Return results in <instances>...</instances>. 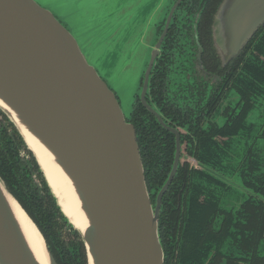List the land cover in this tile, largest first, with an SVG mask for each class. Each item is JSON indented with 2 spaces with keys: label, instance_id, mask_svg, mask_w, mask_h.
<instances>
[{
  "label": "water",
  "instance_id": "1",
  "mask_svg": "<svg viewBox=\"0 0 264 264\" xmlns=\"http://www.w3.org/2000/svg\"><path fill=\"white\" fill-rule=\"evenodd\" d=\"M180 2L171 7L164 32L149 50L140 94L147 107L150 75ZM159 20L153 19L154 35ZM263 24L264 0H222L214 14L212 35L224 62L237 56ZM122 29L111 27L103 40L120 44ZM0 99L10 110L0 109L15 124L38 164L21 125L69 178L88 219L84 230L64 213L39 164L62 213L81 234L89 264H164L159 234L161 195L154 207L135 126L126 119L115 90L87 59L77 37L37 0H0ZM10 198L41 233L49 264H59L41 230L1 177L0 264H41Z\"/></svg>",
  "mask_w": 264,
  "mask_h": 264
},
{
  "label": "trees",
  "instance_id": "2",
  "mask_svg": "<svg viewBox=\"0 0 264 264\" xmlns=\"http://www.w3.org/2000/svg\"><path fill=\"white\" fill-rule=\"evenodd\" d=\"M221 2L222 0H202L198 8L186 9L189 0L183 1L154 64L147 100L171 122L180 124L188 120L184 124L196 136L200 161L223 170L224 157L229 154L227 148L220 146L212 139L213 135L220 133L231 137V146L235 137L245 136L248 139L255 136L252 134L253 125L247 123V118L255 109L257 100L264 98V60L259 56L264 55V29L246 47L247 50L253 48L251 55L246 57L247 50L242 53L235 59L227 79L210 89L204 82L196 84V79L193 82L190 81L191 79L187 76L191 71L190 66L176 64V53L183 49H175L176 46H182L180 42L182 39L179 37V33L182 32L179 30H183L181 24L188 26L183 20L190 21L187 16L195 17L198 11L197 35L201 41H204L206 49H216L212 24L214 14ZM183 15L185 19H182ZM156 29L158 31V27ZM156 35L157 40L158 34ZM186 37L188 35L185 32L184 38ZM142 82L143 78L140 80V86ZM229 89H232L238 97L235 105L224 106L220 111L221 115L230 117L229 123L223 127L224 129L217 128L215 125L201 127L202 120L209 118L213 110L219 111L217 104L227 97ZM0 113L3 117L0 120V177L37 224L59 264H88L86 246L81 234L62 213L33 152L27 147L15 124L1 109ZM126 118L136 126L146 184L149 193L153 189L155 194L164 183L171 168L174 143L172 138L164 135L166 133L161 130L155 117L143 107L138 95L133 98L130 114ZM262 137L264 138V130H262ZM189 138L193 144L191 136ZM190 148L192 149V145ZM22 152L24 155L21 154ZM234 152L239 153L234 147L231 148V158ZM238 159H240L239 163L231 170V173L238 172L242 185L260 193L264 198V156L261 155L259 148H256L255 144L250 145ZM190 183L192 189L187 204L189 206L185 215L182 244L191 255L183 258L181 264H190L191 261L193 264H218V257L214 260L210 259L211 249L216 244L223 245L234 229L241 233L242 242L239 248L246 251L248 255H258V249L261 248V244L263 245L261 242V229L264 227L262 201L248 199L235 215L225 210L222 205L221 194L226 190L224 184L219 183L209 173L201 172L200 178H194ZM175 184L178 185L171 187V191L164 197L159 218V234L165 262L174 253L178 232L182 225L179 227L181 215L178 207V192L181 181ZM201 195H204L203 203L195 207ZM220 213L227 215L226 224L219 234H214L208 226L215 215ZM232 243L236 244L234 241ZM227 262L234 264L235 261Z\"/></svg>",
  "mask_w": 264,
  "mask_h": 264
},
{
  "label": "flooded vegetation",
  "instance_id": "3",
  "mask_svg": "<svg viewBox=\"0 0 264 264\" xmlns=\"http://www.w3.org/2000/svg\"><path fill=\"white\" fill-rule=\"evenodd\" d=\"M183 1L184 0H181L177 8L175 9L172 20L169 24L168 32L162 42V45L171 29L172 23L175 18V14L179 11ZM176 2L177 0L169 1V5L167 6L169 7L167 14L165 13V17L159 20V23L157 24L158 27L157 40L164 32L167 21V15L170 12L171 7ZM201 2L202 0H189L186 9L198 8ZM198 14L199 11L195 14V17L187 16V18L189 17L190 21L183 20V22H186L188 26H183L181 24L183 30H185L188 37H186L185 39L184 38L185 32H183V30H179L182 31L179 33V37L182 39L180 41L182 46L181 47L176 46L175 49H183V50L176 53V58H177L176 64L190 66L191 71L189 74H191V76H189V74L187 75L188 78L191 79L190 81L193 82L196 79L195 80L196 84L198 82H204V84L208 86V89H210L212 87H217L219 83H222L224 80L227 79L226 77L229 76L228 74L231 71V66L235 64V59H237L242 53H244L247 50L246 47L248 46V44L254 39V37L257 36L258 33H261V31L264 29V24L257 30V32L254 34L252 39L248 42V44L243 48V50L237 56L231 58L227 62H224V60L218 53L217 49H211V50L206 49L204 41H201V39L197 35L196 29H197V22L199 19ZM182 19H185L184 15L182 16ZM180 42H177V44H180ZM162 45H161V49H162ZM251 49L253 48L251 47L247 50L246 57L251 55L250 54ZM259 56L262 60H264L263 54ZM215 69H217V71H214ZM142 78L144 82V75L142 76ZM143 82L138 92L135 93L134 97L138 95L139 100L143 105V107L151 115L155 117L156 121L159 123L161 127V130L166 133L164 135L169 136V138H172V141L174 143L173 161L171 168L168 172V175L164 183L161 185V187L157 190L155 194L153 193L154 190L153 189L151 190L150 197L153 206L157 207L158 199L159 196L161 195L160 208H159V212H160L159 218H160L164 197L167 195L169 191H171V187H175V185L176 186L178 185L175 183L181 181V187L178 192V196H179L178 207L180 208V215H181V219L179 221L180 222L179 227L181 224L182 225L178 232L177 245L176 248L174 249V253L172 256L170 255L168 260L164 263V264H181L183 258L189 257V255H191L189 252L185 250L184 245L182 244L184 228L186 223L185 215L189 206L187 204L190 196V190L192 189L190 187L191 184L190 182H192L194 178H200L201 172L209 173L219 183L224 184L226 190L221 194L222 196L221 201L224 209L227 210L229 213L232 212L236 215L237 212L242 208L243 204L250 198H253L255 200H260L264 205V198L260 193H257L251 189L244 187L240 182L238 172H235L233 174L231 173V170L234 169L239 163L240 159H238V157L240 155H243V153L247 151L250 145L255 144V147L256 148L258 147L261 155L264 156V147L258 143V139L264 140V138L262 137V130H264V121L260 124L258 128H256L254 121L249 120L252 114H258L259 118L262 116V114L264 113V98L257 100L258 103H256L255 109L249 114L247 118V123L253 125L252 134L255 136L251 135L252 137L248 139H246L245 136L235 137L233 138V143H232L233 146H231V142H232L231 137L220 133L213 135L212 139L216 141L220 146L227 148L229 154L228 156L224 157V169L220 170L200 161L199 151L197 150L196 147V143H197L196 136L191 131H189L187 125L184 124L188 120H185L180 124L171 122L170 120L165 118L158 109H156L153 105H151L148 102L147 98L149 95V86L145 95V101L149 107H147L142 102L140 94L142 91ZM227 93H228L227 97L223 98L221 101L218 102L219 104H217L219 111L213 110L209 118L202 120L201 127L206 128L209 125H215L217 126V128L224 129L223 127L227 123H229L228 119L230 117L226 118L225 116L221 115L220 111L224 106L229 105L232 107L233 105H235L238 100V97L235 95L232 89H229ZM116 95L117 97H119L117 92ZM118 99L120 101V97ZM192 115L190 117H192ZM2 118H3L2 114L0 113V120ZM132 124L135 126L134 123ZM189 136H191L193 144L190 142ZM190 145H192V149L190 148ZM233 147L239 153L234 152V155L231 158V148ZM21 154L24 155V152H22ZM238 154L239 156H237ZM263 170H264V166H263ZM164 188L165 190H163ZM245 194L247 195L246 197ZM203 200H204V195L199 196L197 199V205L195 207L199 206V203H203L202 202ZM226 220H227V215L225 213H220L219 215H215L214 219L212 220L211 224L208 227L211 230V232H213L214 234H219L223 230L226 224ZM261 236H262L261 242L263 243V245L261 244V248L258 249L259 256L253 254L248 255L246 251H243L241 248H239L240 247L239 245L242 242L241 233H238L237 230L234 229L232 233L229 235V237H227V240L223 245L218 246L216 244V246H214L211 249L210 259L213 258L214 260L216 257H218L219 258L218 264H229V262H227L228 260L235 261L234 264H264V227L261 229ZM232 241H234L237 245L232 243ZM190 264H193L192 261L190 262ZM230 264H233V262Z\"/></svg>",
  "mask_w": 264,
  "mask_h": 264
},
{
  "label": "rangeland",
  "instance_id": "4",
  "mask_svg": "<svg viewBox=\"0 0 264 264\" xmlns=\"http://www.w3.org/2000/svg\"><path fill=\"white\" fill-rule=\"evenodd\" d=\"M37 1L51 9L77 37L87 59L118 93L122 108L128 116L134 95L140 89L150 47L157 41L153 19L165 17L170 0ZM117 25L123 28L120 44L114 45L110 40H103L104 33ZM92 36L99 43L102 40V43L96 44L94 38L89 43ZM249 120L254 121L258 128L264 121V113L260 118L258 114H252ZM258 143L264 147L263 139H258Z\"/></svg>",
  "mask_w": 264,
  "mask_h": 264
},
{
  "label": "bare ground",
  "instance_id": "5",
  "mask_svg": "<svg viewBox=\"0 0 264 264\" xmlns=\"http://www.w3.org/2000/svg\"><path fill=\"white\" fill-rule=\"evenodd\" d=\"M0 106L9 109V106L4 103L2 99H0ZM12 113L14 114L15 120L20 123L15 112ZM20 127L29 147L37 156L39 164L43 169L62 210L78 229L84 230L88 225V219L84 211L81 209L80 201L69 181V178L56 165L51 153H49V151L22 125ZM10 204L23 228V232L25 233L35 256L41 264H49L44 240L38 228L14 199L10 198Z\"/></svg>",
  "mask_w": 264,
  "mask_h": 264
}]
</instances>
